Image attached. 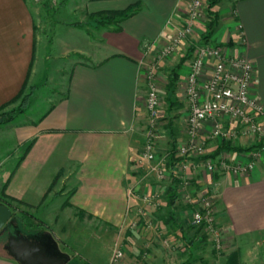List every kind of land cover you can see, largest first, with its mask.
<instances>
[{
  "label": "crops",
  "instance_id": "1",
  "mask_svg": "<svg viewBox=\"0 0 264 264\" xmlns=\"http://www.w3.org/2000/svg\"><path fill=\"white\" fill-rule=\"evenodd\" d=\"M59 2L65 14L72 13L68 7L72 3L79 7L82 18L76 22L81 23L88 13L122 10L131 5H136V10L118 25L83 23V27H78L75 22L60 21L61 33H75L79 41L62 46L59 57L72 53L77 58H68L64 90L54 93L56 99L44 113L29 116L30 100L23 113L11 122L0 123V203L12 209L3 200L12 199L32 211L42 204L52 207L51 200L56 197L52 196V189L67 179L66 183L73 186L69 193L62 192L57 197L56 213L74 216L84 226L92 219L116 230L131 221L140 222L144 215L151 220L149 229L158 233L169 226L159 212L166 208L165 190L171 181L160 183L151 176L144 178L135 161L143 140L138 135L140 129L145 133L146 123L144 65L154 66L159 82L166 87L169 72L180 64L172 96L174 104L170 106L164 97L160 119L166 117L167 124L165 130L158 132L156 141V149L162 150L161 139L167 134L171 149H175L185 140L182 81L188 70V42L169 57L158 58L157 54L181 26L189 0ZM205 24L196 23L195 34L202 35ZM37 33L41 31L27 0H0V106L14 99L24 85L25 93L33 95L41 69ZM89 33H93L92 38ZM208 41L222 45L231 56L242 55L251 62L250 95L264 106V0H234L218 17ZM146 43H153L148 52ZM261 122L264 124V119ZM256 146L250 136L210 142L209 154L223 155L230 163L248 161L256 148L260 154L246 173L210 176L197 171L191 175V182L215 192V218L227 246L237 248L260 241L262 248L252 264H264V149ZM152 190L160 191V205L154 208L141 199ZM179 204L182 205L177 198L174 217L184 225L187 220L183 214L190 217V212ZM142 210L144 214L139 212ZM193 231L192 235L187 234L192 236V244L183 246L201 247L213 257L218 255L204 236ZM137 232L140 230L134 231ZM176 233L179 236L183 232L176 228ZM159 235L146 245L151 247L153 240L164 244V236ZM69 260L70 256L66 262ZM164 261L163 257L159 259L160 264ZM0 264L20 263L9 254H0Z\"/></svg>",
  "mask_w": 264,
  "mask_h": 264
},
{
  "label": "built area",
  "instance_id": "2",
  "mask_svg": "<svg viewBox=\"0 0 264 264\" xmlns=\"http://www.w3.org/2000/svg\"><path fill=\"white\" fill-rule=\"evenodd\" d=\"M207 6V0H189L181 26L157 54L158 58L169 57L188 42V70L182 81V99L186 106L185 140L173 151L157 156L160 102L154 66L145 64V133L135 161L141 166L144 178L151 176L160 183L176 181L179 201L190 212L189 223L202 228L212 248L221 253L224 233L215 218L216 194L207 187L194 186L191 175L197 171L213 176L224 172L246 173L252 169L260 154L257 148L249 154L248 161L230 163L223 155L209 154L207 147L216 139L250 136L260 150L264 149V124L261 122L264 106L250 95L251 62L242 55L231 56L222 45L203 41L202 35L195 34L196 23L208 21ZM152 46L153 43L145 44L147 52ZM141 199L146 206L154 208L160 205V191L144 193ZM139 212L144 214L143 210ZM151 225L150 218L143 215L140 222H129L128 228L136 231L149 229ZM169 242L163 239L164 244ZM122 257L123 250L115 247L109 264L118 263Z\"/></svg>",
  "mask_w": 264,
  "mask_h": 264
},
{
  "label": "rangeland",
  "instance_id": "3",
  "mask_svg": "<svg viewBox=\"0 0 264 264\" xmlns=\"http://www.w3.org/2000/svg\"><path fill=\"white\" fill-rule=\"evenodd\" d=\"M47 1L51 8H55V14L46 11L44 4ZM60 0H27V4L32 9L36 24L39 31L37 33L39 39V49L41 56V69L38 73V85L31 97V104L29 108V116L36 117L44 113L56 99V93L59 90H64L66 75H67V63L68 58L75 60L77 57L70 53L69 56L59 57L61 47L79 41L75 33H61V20L68 22H76L82 17L79 14V7L72 3L69 5L72 9V13L65 14L64 6H62ZM73 1V0H72ZM81 1V0H80ZM234 0H220V2L212 8L213 13L218 17L226 12V9L233 4ZM84 18V17H83ZM82 23L93 25L89 18H84ZM45 32V33H44ZM92 38L93 33H89ZM89 35V38H90ZM45 55V56H44ZM44 61L42 60V57ZM66 65V66H65ZM164 75V73H163ZM161 75L162 80L164 76ZM156 83L158 87L159 95V112L164 107L165 86L164 83L159 82L158 75L156 74ZM145 98V97H144ZM17 104V103H16ZM16 104H13L8 109L14 108ZM166 117L161 118L159 133L165 130ZM145 128V127H144ZM139 137L144 138V131L140 129ZM174 136V135H172ZM170 136L165 134L161 139L164 142L162 150L156 149L158 157H161L168 153L171 149ZM143 141V140H142ZM175 147V146H174ZM140 149V148H139ZM139 149L136 153H139ZM67 179L63 183L58 182L51 193L54 192L51 200L52 207L40 205L41 207L36 210L20 207V203L15 201L11 202V206L14 208L11 222L16 225V230L21 231L25 236H37L40 241L47 242L49 239L44 235V231L50 232L54 238L57 246L70 256V260L65 264H109L115 247H120L123 250V257L116 264H160L159 259L165 258L164 264H225L226 258L231 254H236L238 264H252V259L258 257L261 250L262 242H252L250 244L233 248L227 246L226 238L224 236V247L221 253H218L215 257L208 254L207 249L203 250L201 247L186 248L184 245L183 234L177 235L176 228L173 226H164V229H159L158 233L152 229H136L140 232L134 233L128 228V226L122 227L120 230L113 229L108 226H101L97 221L88 219L87 225L80 224L74 216L62 215L56 213L59 205L57 197L62 193H69L73 186V183H66ZM46 202V201H45ZM163 209V207L161 208ZM165 210V209H164ZM161 210L159 213L162 218L165 217L166 211ZM26 213L32 214L34 219H28ZM159 216V215H158ZM183 217L189 223V216L184 213ZM22 221L19 223L17 219ZM166 218V217H165ZM187 222H184L183 227H187ZM39 224V225H38ZM181 224V223H180ZM183 225V224H182ZM147 230V231H146ZM186 233L185 235H187ZM137 235V236H136ZM153 235V237H152ZM164 236H170L168 245L159 244V241L151 242V247L146 245L152 238ZM163 238V239H164ZM159 240L158 238H155ZM162 239V240H163ZM3 239L0 238V245ZM209 243V242H208ZM210 244V243H209ZM211 245V244H210ZM55 252L54 249L50 250ZM207 251V252H206ZM145 252V254H144ZM0 254L7 255V253L0 249ZM208 255V257H206ZM159 258V259H158ZM155 259L157 261H155ZM254 263V262H253Z\"/></svg>",
  "mask_w": 264,
  "mask_h": 264
},
{
  "label": "trees",
  "instance_id": "4",
  "mask_svg": "<svg viewBox=\"0 0 264 264\" xmlns=\"http://www.w3.org/2000/svg\"><path fill=\"white\" fill-rule=\"evenodd\" d=\"M43 2H46V3H43L45 10L50 11V13L54 14L55 8H51V10H50V7H51V6H49L50 4H48L47 1H43ZM219 2H220V0H208V6H207L208 7V21L205 24V30L202 34L203 41H208V39L210 38V36L213 33V29H214L216 22H217V17L213 13L212 8L215 7ZM135 10H136V5H131V6H127L126 8H124L122 10H106V11L88 13L87 18H89L92 21V23H94L95 26H99V27L108 26L110 24L118 25L120 22H122L123 20H125L128 17H130L131 15H133L135 13ZM73 24L77 25L78 27H83V23H81V22H75ZM118 28L119 27L117 26V29ZM179 66H180V64L177 65V67H174L169 72L168 77H167L168 78V84L165 87V93H166L165 100L170 106L172 104H174V101H172V96H173V93L175 90V85H176V82L178 79V72L177 71H178ZM25 88H26V86L24 85L22 90L19 92V94L14 99H12L9 103L0 106V123L11 122L16 116H18L19 114H21L25 111V109L29 105L30 98L32 95L31 92L25 93ZM12 104H16V106L14 108L8 109V106H10ZM258 146H256V147H258ZM172 150H174V149H172ZM172 161H173V158L171 157V162ZM165 194H166V196H165L166 208L164 207L161 210L165 209L164 211H166L165 217H166L168 225L173 226V228H179L180 230H182L184 243H186V245L192 244V239H191L192 236H190V235L188 236L185 234L189 233L192 235L194 233L193 230H195V232L198 233L199 236H204L205 237L204 240L205 239L207 240V237H206L205 233L203 232L202 228L192 226L191 224L190 225L188 224L187 227L185 228V227H183L184 225L180 224V222L175 219L174 209L177 206L178 195H177V183L174 179L171 181L169 186L166 188ZM3 200L7 204H9L10 206H11V202L14 201L12 199H3ZM18 203L23 204L22 202H18ZM179 207L183 208L184 206L179 204ZM12 210H14L13 207H12ZM26 217H28L29 220L34 219V216L32 214L26 213ZM17 221L20 223L22 220L20 218H18ZM14 226H16V225H14ZM200 231L202 234L200 233ZM44 235H46V238L49 239L47 242L40 241V239H38L36 235L31 236V237L27 236V237H29L30 239L35 240L38 243H40L46 249V251H50V250L54 249V251H55L54 253H57L56 252L57 244H56L54 238L52 237V235L50 234V232H48L46 230V231H44ZM225 264H238L236 254L231 253L226 258Z\"/></svg>",
  "mask_w": 264,
  "mask_h": 264
},
{
  "label": "water",
  "instance_id": "5",
  "mask_svg": "<svg viewBox=\"0 0 264 264\" xmlns=\"http://www.w3.org/2000/svg\"><path fill=\"white\" fill-rule=\"evenodd\" d=\"M12 216V209L8 205L0 203V234L11 227ZM7 236L5 247L8 249L9 255L20 264H65L69 259V255H66V259L46 255L45 248L41 244L30 240L24 234L13 235L9 232Z\"/></svg>",
  "mask_w": 264,
  "mask_h": 264
},
{
  "label": "flooded vegetation",
  "instance_id": "6",
  "mask_svg": "<svg viewBox=\"0 0 264 264\" xmlns=\"http://www.w3.org/2000/svg\"><path fill=\"white\" fill-rule=\"evenodd\" d=\"M15 227H16V226H14L13 223H12L11 227H10L7 231H5V232H3L2 234H0V238L3 239V242H2V244L0 245V249L4 250L7 254H9L8 249L5 247L6 244H7V239H8L7 234H8L9 232L12 233L13 235L23 234L22 232L17 231ZM28 238H29V237H28ZM29 239H30V238H29ZM30 240H32V239H30ZM32 241H35V240H32ZM36 242H37V241H36ZM37 243H38V242H37ZM39 244H40V243H39ZM56 252H57V253H54V252H51V251H46V249H45V254H46V255H49V256H59L60 258L66 259V255H68L66 252L62 251L58 246L56 247ZM65 263H66V262H65Z\"/></svg>",
  "mask_w": 264,
  "mask_h": 264
}]
</instances>
